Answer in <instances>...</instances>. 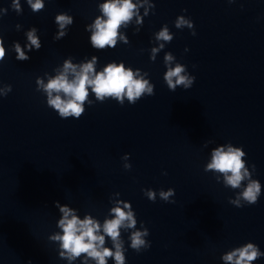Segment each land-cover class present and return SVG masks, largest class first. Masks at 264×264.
Here are the masks:
<instances>
[{
    "label": "water",
    "instance_id": "95a60500",
    "mask_svg": "<svg viewBox=\"0 0 264 264\" xmlns=\"http://www.w3.org/2000/svg\"><path fill=\"white\" fill-rule=\"evenodd\" d=\"M0 264H264V0H0Z\"/></svg>",
    "mask_w": 264,
    "mask_h": 264
}]
</instances>
